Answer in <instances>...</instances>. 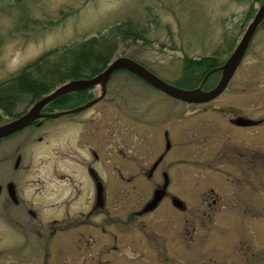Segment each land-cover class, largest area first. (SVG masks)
I'll use <instances>...</instances> for the list:
<instances>
[{
    "label": "rangeland",
    "instance_id": "374dc122",
    "mask_svg": "<svg viewBox=\"0 0 264 264\" xmlns=\"http://www.w3.org/2000/svg\"><path fill=\"white\" fill-rule=\"evenodd\" d=\"M19 1L0 0V36L12 32L0 48V83L44 52L106 34L125 21L143 40L117 37L112 60L130 57L162 80L182 83L183 57L214 56L221 64L231 50L222 46V29L228 38H240L264 5V0ZM19 4L31 20L16 31ZM261 40L258 47L253 42L226 90L211 102L173 100L122 72L110 79L102 101L13 138L14 144L0 150V174L11 172L19 145L24 164H30L24 189L38 219L66 216L63 204L73 191L78 197L69 203L68 221L76 222L78 208L91 207L90 198L81 200L87 182L80 174L73 177L76 189L69 184L64 194L52 196L62 190L56 177L82 170L64 160L70 154L84 161L78 126L98 127L105 205L94 217L96 227L57 231L47 243L34 232L28 238L26 228L20 237L3 225L10 217L0 215V264H264V140L261 128L232 123L241 116L264 119V33ZM59 57L53 56V65L69 60ZM207 79L204 89L217 82ZM90 94L86 103L100 96L99 87ZM76 106L74 99L65 103ZM8 121L3 116L1 123ZM163 172L169 177L167 194L142 213L163 184ZM172 198L183 201L184 209L173 207ZM40 228L47 234L46 226Z\"/></svg>",
    "mask_w": 264,
    "mask_h": 264
},
{
    "label": "flooded vegetation",
    "instance_id": "af4514ba",
    "mask_svg": "<svg viewBox=\"0 0 264 264\" xmlns=\"http://www.w3.org/2000/svg\"><path fill=\"white\" fill-rule=\"evenodd\" d=\"M263 24H264V21H263ZM263 33H264V25L261 24L259 27L256 28L255 33L253 34L250 40L246 53L241 60V63L246 57L247 51L254 41H255V47H258V45H260V43L262 42L261 39H262ZM227 35H228V32H226L225 29L224 31L222 29V32H221L222 41H223L222 46H229L231 50L229 49L226 50V51L229 50V52L227 53V55H225V58L221 64L218 61V57H214V56L209 57L210 59H208V63H207L209 68L206 71H204V70H201V68L196 64V62H201V60L205 58L193 59L196 56L190 58V57H187L186 55L181 60L183 63V67H182V71L178 72L181 77L180 79L182 81H195L203 72L205 73L204 74V77H205L213 69L219 68L223 64V62L226 61L229 58V56L232 54V52L234 51V49L236 48L238 42L240 41L242 37V36L241 37L239 36L240 38H237V37L228 38ZM176 47L179 50L182 49L181 47L180 48H178V46ZM241 63L239 64V66L241 65ZM219 77H220V73L219 71H216V72L209 74L207 80L209 81L217 80L218 81ZM108 83H107V86H108ZM107 86H106V93H105L106 96H107ZM90 92H91V89H89L88 92L86 93H90ZM263 123H264L263 118H261L260 120L255 119V126H249V127L246 126V127H240V128H250V127L261 128V131H260L261 135L259 134L260 136L259 139L264 140V126H258L259 124L261 125ZM40 127L41 126H37V124H34L18 133H15L14 135L10 137H7L1 140L0 150H3L5 145L14 144L15 140H12V139L15 138L16 136H19L27 129L37 130ZM235 127L238 128L239 126H235ZM77 130H78L77 135H76L77 141H79L81 145L85 146V150H86L83 153L85 157L82 158L84 159V161L81 160L80 162L77 159H75L73 155L70 156V154H67V156L64 157V160L67 161L69 159V162H72V163H75L76 161V163H78L79 165H82V170L79 173L73 171L69 173V175L60 174L59 176H57L56 178H59L60 180H62L61 183L59 184L60 188L62 187L61 188L62 190L61 192H58L52 196L64 194V192L66 191V186H69V184L72 185L73 188H75L76 185L73 180V177L77 178L81 174V177L83 176V178L87 182L86 192L81 195V200L83 201L84 199L87 200L88 198H90V201H91L90 209L86 210L87 212H84L85 210L83 208H78V214H76L78 218L76 222L68 221L69 216H70L69 212L71 210V206L69 205V203L78 197L76 195H72L73 191H71L70 196L66 200V204H63L64 205L63 212L66 216L61 215L62 218L48 219L46 223H43L42 220L38 219V212L35 210V207L33 206V203L31 202L29 195L26 193L24 189L25 188L24 184H26L25 180L28 178V175H29L28 169H29L30 164L29 163H27V165L24 164V160L22 156L18 153L19 152V145H18L16 146V149H15V152H17V155L13 159V164H12L13 168L11 172L10 173L2 172L0 174V210L4 211V213L0 212V215H4L5 217H10L7 219H4L2 217L4 220V221L2 220V223L4 226L13 227L16 232L15 234H19L20 237L22 234L21 231L24 230V228H26L27 234L26 233L25 234L27 235L28 238L32 237L33 234L31 232H34V237H35V233L37 234L38 238L43 236L45 239V243H47L48 241H50L52 236H54L53 234H55L57 231L67 232L70 229L75 228V227H80V226L96 227L97 226V224L94 221V217L98 214V211L101 208H104V205H105V193H104L105 186L103 182L101 181L100 174H99V164H100L99 129L96 126H91V128H86L85 126H82L80 128V126H78ZM164 135L167 141L169 139L168 133L165 132ZM73 136L74 134H72L71 138ZM42 139L43 137L37 138L38 141H42ZM157 162L158 164L153 171H155L158 168L159 164L162 162V158L158 159ZM1 164H3V162ZM164 174H167V173L163 172L162 176ZM49 178H50V175L48 177V180ZM49 192L52 193L53 191L49 190ZM51 206L54 207L55 205H51ZM43 226H46L48 228L47 234H46V229L43 230L40 228ZM27 228L30 230L28 231ZM22 237H24V235Z\"/></svg>",
    "mask_w": 264,
    "mask_h": 264
},
{
    "label": "trees",
    "instance_id": "16d2710c",
    "mask_svg": "<svg viewBox=\"0 0 264 264\" xmlns=\"http://www.w3.org/2000/svg\"><path fill=\"white\" fill-rule=\"evenodd\" d=\"M20 1L17 0L16 3ZM14 6V5H13ZM20 13L15 23L16 31L24 21L31 20L29 13L19 4ZM15 31V32H16ZM12 32L6 38L0 36V48L8 39L12 38ZM120 37L126 39L143 40L140 32L136 29L131 21H125L110 28L106 34L92 36L76 43L75 45H64L44 52L38 56L33 62L22 67L9 80L0 83V125L3 124L2 117H9V121L22 115L35 101L50 93L58 85H62L67 81L91 78L105 69L111 62L116 49L115 39ZM53 56H60L62 60L69 59L68 62L62 65H53L51 60ZM208 59H203L196 64L201 70L206 71ZM128 73L126 71H117V73ZM204 72L195 81H182V83H174L175 86L181 88H193L199 85L204 77ZM111 77V78H112ZM136 77V76H134ZM110 78V79H111ZM137 78V77H136ZM139 79V78H137ZM140 80V79H139ZM207 83V82H206ZM88 90L70 93L48 104L44 112L55 113L60 111L71 110L78 108L88 101L92 94L87 96ZM71 99L77 100L79 106L65 107V103ZM65 107V108H64ZM20 109V110H19ZM57 110V111H56ZM74 115V114H72ZM66 117V116H65ZM63 118V117H62ZM50 119L38 121L45 122Z\"/></svg>",
    "mask_w": 264,
    "mask_h": 264
},
{
    "label": "water",
    "instance_id": "95a60500",
    "mask_svg": "<svg viewBox=\"0 0 264 264\" xmlns=\"http://www.w3.org/2000/svg\"><path fill=\"white\" fill-rule=\"evenodd\" d=\"M264 19V5L258 8L256 14L254 15L252 21L245 29L240 41L238 42L236 48L229 56V58L224 62L222 66L214 71L220 72L219 80L216 84L210 89H204V83L207 79V76L200 82L197 87L194 88H181L175 85H172L161 78L157 77L143 65L129 57H119L112 60L103 71L96 74L91 78L77 79L68 81L58 87L53 91L43 96L42 98L35 101L22 115L12 119L8 122H5L0 125V141L31 126L32 124L43 120V119H59L68 115L79 113L80 111L90 107L91 105L97 103L102 99L105 94L106 84L112 75L117 71H126L157 91L161 92L165 96L180 101L186 104L197 105L211 102L221 95L227 88L233 74L237 70L247 48L250 43V40L255 32V29L259 23ZM95 86L99 87L100 96H97L88 103L74 108L68 111H61L55 113H46L44 112L45 107L51 102L68 95L70 93L79 92L87 89L94 88ZM232 123L239 127L253 126L255 125V120H251L244 117H236L232 120ZM170 147V142L167 140L166 149ZM158 162H156L149 176L152 175L153 170L156 168ZM163 184L160 188H157L154 191L152 199L144 206L142 213L150 212L157 207L160 201L166 194V189L169 183L168 176L163 175ZM171 203L173 207L182 210L183 202L177 198H172Z\"/></svg>",
    "mask_w": 264,
    "mask_h": 264
}]
</instances>
